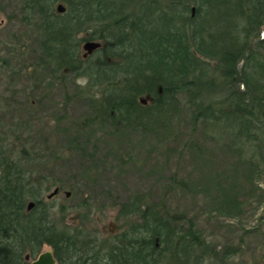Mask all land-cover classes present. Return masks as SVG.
Listing matches in <instances>:
<instances>
[{
	"label": "trees",
	"instance_id": "trees-1",
	"mask_svg": "<svg viewBox=\"0 0 264 264\" xmlns=\"http://www.w3.org/2000/svg\"><path fill=\"white\" fill-rule=\"evenodd\" d=\"M59 3L65 12L57 11ZM21 9L27 22L38 19L41 60L53 73L86 79L88 121L167 134L184 91L195 123L227 130L241 154L260 151L264 0H21ZM80 34L102 47L81 56ZM145 96L152 99L147 104ZM31 177L0 155V264H28L26 256H37L45 244L60 264H208L201 230L175 225V216L138 196L121 210L136 219L113 238L61 228ZM31 200L36 204L28 211Z\"/></svg>",
	"mask_w": 264,
	"mask_h": 264
},
{
	"label": "rangeland",
	"instance_id": "rangeland-1",
	"mask_svg": "<svg viewBox=\"0 0 264 264\" xmlns=\"http://www.w3.org/2000/svg\"><path fill=\"white\" fill-rule=\"evenodd\" d=\"M41 31L36 17L23 18L21 0H0V155L41 183L56 223L113 238L136 219L121 210L138 196L175 225L201 230L208 264H264V141L252 158L237 152L227 130L195 123L184 91L167 134L88 121L86 79L53 73L41 60Z\"/></svg>",
	"mask_w": 264,
	"mask_h": 264
},
{
	"label": "water",
	"instance_id": "water-1",
	"mask_svg": "<svg viewBox=\"0 0 264 264\" xmlns=\"http://www.w3.org/2000/svg\"><path fill=\"white\" fill-rule=\"evenodd\" d=\"M57 11L59 13H63L66 11V6L63 3H59L57 5ZM103 45L102 41L100 40H89L83 44V49L86 51L83 57H87L91 55L94 51L101 48ZM146 102L145 99L142 100ZM58 192V188L50 195L53 196L55 193ZM35 205L34 201H30L28 204V208L31 209ZM31 264H57V260L51 250H46L42 252Z\"/></svg>",
	"mask_w": 264,
	"mask_h": 264
},
{
	"label": "flooded vegetation",
	"instance_id": "flooded-vegetation-1",
	"mask_svg": "<svg viewBox=\"0 0 264 264\" xmlns=\"http://www.w3.org/2000/svg\"><path fill=\"white\" fill-rule=\"evenodd\" d=\"M18 165H19V164H18ZM20 167H21V166H20ZM22 168H25V167H22ZM25 169H28V168H25ZM28 172H30L29 169H28ZM58 190H59V189H58ZM58 192H59V191H58ZM29 202H30V201H29ZM28 204H29V203H28ZM28 204H27V210L30 211V210H32V209L34 208L35 205H34L31 209H29V208H28ZM35 204H36V202H35ZM45 245H46V244H45ZM50 246H51V245H50ZM51 247H52V246H51ZM44 251H46V250H44ZM44 251H43V247H42L40 253H39L37 256H34V257H33V256H31V255H27V256H26V261L28 262V264H31V263H32V262H33V261H34V260H35V259H36V258L42 253V252H44ZM51 251H52L53 254H54V249H53V247H52V250H51ZM28 256L32 258L31 261L28 259ZM54 256H55V254H54ZM55 258H56V257H55ZM56 260H57V258H56ZM57 264H60L58 260H57Z\"/></svg>",
	"mask_w": 264,
	"mask_h": 264
}]
</instances>
